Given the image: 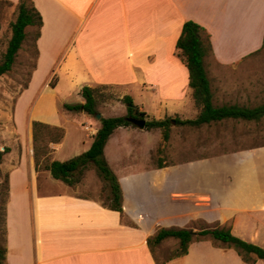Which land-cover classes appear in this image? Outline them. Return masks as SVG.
I'll use <instances>...</instances> for the list:
<instances>
[{
  "label": "crops",
  "instance_id": "crops-1",
  "mask_svg": "<svg viewBox=\"0 0 264 264\" xmlns=\"http://www.w3.org/2000/svg\"><path fill=\"white\" fill-rule=\"evenodd\" d=\"M32 2L42 16L43 27L37 40L39 55L36 69L18 104L30 93L43 70L50 79L55 74L58 76L56 72H61L79 89L110 85L127 96L134 87L143 86L151 92L172 97L179 94L181 98L183 90L190 89L189 72L175 52L183 25L188 21L199 24L210 35L213 55L204 63L208 66L231 68L264 46V0ZM206 69L209 76L207 65ZM138 107L145 112L143 106ZM41 121L57 127L49 120ZM83 126L93 137L99 130L91 133L87 130L91 129L88 125ZM20 128L15 121L19 135ZM24 130L29 148L17 168L9 173L5 264H157L147 241L162 223H166V227L178 226L194 232L230 229L235 237L264 249V162L258 163V157L235 153L221 158L225 163L229 160L232 166L242 167L251 173V180H247L246 188L241 190L230 187L229 190L218 189V183L210 180L219 176L220 170L215 171L210 166V159L188 164L187 171L182 170L183 166L146 170L152 178L151 186H159L161 190L166 188L168 198H172L176 188L191 195L178 208L180 212L178 209L164 212L156 203L155 208L161 213L151 218V212L143 202L134 206L128 204L129 199L123 200V213H120L94 199L76 195L67 185H63L65 187L61 189L64 192L58 194H39L34 184L30 197L23 192L21 196V188L25 187L18 174L23 162H27L33 181L36 173L32 120L29 119ZM125 131L131 132L130 135L136 134L132 127L117 129L105 151L113 137L117 134L119 139ZM31 145L32 150H29ZM60 145H54L51 150L56 152ZM142 157V153L125 152L117 160L114 171L119 179L143 172L139 170L141 165L128 162ZM52 161L56 160L52 158ZM192 169L194 173L208 177V181L191 177ZM48 174L51 176L50 172ZM225 175L223 183L228 185V172ZM194 190L207 191L208 194L193 197ZM213 192L222 195L213 197L210 194ZM179 218L185 220L181 224H173ZM194 225L205 228H195ZM169 240L172 239L164 243ZM238 255L233 248L219 247L210 240H202L193 242L186 256L167 264H248ZM254 264H264V260L257 259Z\"/></svg>",
  "mask_w": 264,
  "mask_h": 264
},
{
  "label": "rangeland",
  "instance_id": "rangeland-1",
  "mask_svg": "<svg viewBox=\"0 0 264 264\" xmlns=\"http://www.w3.org/2000/svg\"><path fill=\"white\" fill-rule=\"evenodd\" d=\"M17 5L14 4L13 7L6 6L1 15L0 62L6 53L8 42L12 36L11 24L16 21L18 16ZM27 33V39L18 54L13 70L9 74L0 77V151L4 152L5 149H9V152L5 153L0 161V216L5 214L6 185L9 173L17 168L25 156L24 152L29 148L24 130L29 119L33 122L46 119L64 130V138L60 141L61 145L56 152H53L51 147L59 143H51L48 148L49 158L47 161L44 160L45 157H41L43 167L47 162L52 161V158L56 161L66 162L84 154L91 148L95 137L85 131L83 125H88L91 129L87 128V130L93 133L101 128L100 120L102 118L126 117L128 115L127 105L123 101L125 95L121 90L110 85L97 87L99 90L97 93L98 114L101 115L99 120L83 112L67 110L68 105L83 104L80 94L81 89L76 87L73 80L61 72H56L58 76L55 74L50 79L45 70H43L30 93L24 96L18 104L17 101L25 91L37 61L36 50L33 45L36 30L35 28H29ZM206 61H209V59ZM206 65L213 87L215 105L238 104L249 108L264 105V46L258 53L231 68L223 69L214 64H210L211 66ZM129 95L137 106L144 107L148 115L146 122L166 119L194 120L198 115L189 88L183 90L181 98H179V94L172 97L169 94L164 96L159 92H151L143 86L134 87ZM15 121L21 127L22 136L17 134L15 130ZM131 127L136 131V134L130 135L131 132L125 131L119 136V139H117L118 135L116 134L105 151V156L112 170L116 171L117 160L125 152L130 150L143 154L140 159L128 161L141 165L139 170L143 172L133 177L123 179L118 177V179L123 200L129 199L128 204L134 206L136 203H145L146 208L151 212V218H155L158 213H161L159 209L155 208L156 203L158 207L166 212V210L180 208L187 201L185 198H190L191 195L190 193L187 195L183 189L176 188V193L172 195V198H168L166 193L169 191L166 188L161 190V187L158 188L159 186L156 188L151 186L150 180L152 178L148 173L146 174V170L158 171L183 166L182 170L187 171L188 164L192 162L196 164L202 160L210 159L212 160L210 166H213L215 171L220 170L219 176H213L210 181L217 182L218 189L226 188V190H229L230 187L232 189L240 188L241 190L246 188L244 186L246 181L251 180V173L242 167L232 166L229 160H226L225 163L221 158L224 155L241 153L245 156L250 154L252 157H258V163L260 161L264 162V118L258 123L257 121L230 119L199 128L174 123L170 128L168 141L163 139V130L161 129L142 130L135 125ZM46 135L51 139L55 136V132L52 134L46 133ZM49 139L47 138V140ZM29 150H32V145ZM19 172V181L25 187V189L21 188V196H23L21 194L23 192L30 197L34 184L38 188L39 194L64 192V189L61 188L65 187L63 185L66 184L53 180L47 171H35L37 174L35 173L33 181L28 164L25 161ZM227 172L228 177H231L232 180L227 177L228 181L226 183L228 185H224L223 182L226 181L225 174ZM192 176L194 179L198 178L199 181L204 179L208 181V177L204 178L200 173H194L193 169ZM71 189V192L78 196L94 199L104 205L110 203L111 194L107 182L99 175L93 165L88 167L84 174L80 176V182ZM171 190L174 191V189ZM193 192V197L202 195V193L208 194L207 191L194 190ZM210 194L213 197L222 195L219 192ZM177 212H180V210L178 209ZM183 220L185 219L179 218L174 220L173 224L175 222L181 224ZM166 225V223H162L159 229H180L178 226L166 227ZM194 227L199 228L196 225ZM5 245L3 220L0 219V247L3 248ZM178 249V240L172 239L157 246L154 249V255L159 263H162L167 258L175 255Z\"/></svg>",
  "mask_w": 264,
  "mask_h": 264
},
{
  "label": "trees",
  "instance_id": "trees-1",
  "mask_svg": "<svg viewBox=\"0 0 264 264\" xmlns=\"http://www.w3.org/2000/svg\"><path fill=\"white\" fill-rule=\"evenodd\" d=\"M6 6L13 7L14 3L6 0H0V19L2 12ZM18 16L15 22L11 24L12 36L8 42L6 53L0 62V77L9 74L16 63L19 52L21 51L25 40L27 39L29 28H35L36 34L33 45L38 58L37 40L40 37L43 27V19L39 11L35 8L32 0H20L17 5ZM199 24L188 21L183 25L180 37L176 44V57L181 61L189 72V87L192 91V99L198 111L197 117L189 120L166 119L161 121L146 122L145 129H161L163 130V139L168 141L170 137V128L174 123L183 126L199 128L204 125L222 122L226 120H243V121H260L264 118V105L255 108H249L238 104L217 106L214 103V93L209 79L205 60L213 55V46L210 35ZM259 52V51H258ZM256 52V53H258ZM255 53V54H256ZM254 55V54H253ZM36 69V65L33 71ZM31 72V76L32 73ZM31 78V77H30ZM30 82V81H29ZM29 85V83H28ZM28 85L25 89L28 88ZM101 87V86H100ZM103 87H107L104 86ZM98 88L83 87L81 96L84 100L83 104L68 105L67 110L72 112H83L88 116L96 117L98 114ZM127 105L128 115L126 117H109L102 118L101 128L95 135L91 148L84 154L75 157L66 162L50 161L43 167L41 157H45V161L49 158V145L52 143H60L64 138V130L59 127H52L45 123L33 122V147L35 171H48L53 179L61 181L70 187H75L80 182V176L88 169L90 165L95 166L99 175L107 182L110 190V203L103 204L106 208L123 213V196L118 176L110 167L106 156L105 148L111 136L115 131L122 127L134 126L128 119L135 118L146 120L148 115L146 112L140 111L139 107L134 103L131 96L127 95L123 98ZM55 136L49 139L46 133H54ZM47 138L49 140H47ZM41 143V146H40ZM0 151V161L5 153ZM79 175V177H78ZM9 177L7 178V195L5 197V214H1L0 219L3 220V229L5 233V244H7V228H6V208L9 201L10 188ZM175 239L179 242L177 253L162 263H159L154 255V249L161 245L165 240ZM210 240L216 246L233 248L237 251L243 261L248 264H254L257 259L264 260V249L247 243L235 237L230 229H204L200 232H194L184 229H159L156 234L150 237L147 245L157 262V264H167V262L186 256L189 247L193 242ZM7 245L0 247V264L6 262Z\"/></svg>",
  "mask_w": 264,
  "mask_h": 264
},
{
  "label": "water",
  "instance_id": "water-1",
  "mask_svg": "<svg viewBox=\"0 0 264 264\" xmlns=\"http://www.w3.org/2000/svg\"><path fill=\"white\" fill-rule=\"evenodd\" d=\"M96 118L99 120L101 118L100 114L96 115ZM133 125L137 126L138 128L144 130L146 126V121L141 119L129 118L128 119Z\"/></svg>",
  "mask_w": 264,
  "mask_h": 264
}]
</instances>
